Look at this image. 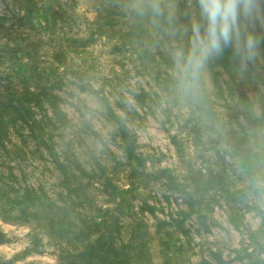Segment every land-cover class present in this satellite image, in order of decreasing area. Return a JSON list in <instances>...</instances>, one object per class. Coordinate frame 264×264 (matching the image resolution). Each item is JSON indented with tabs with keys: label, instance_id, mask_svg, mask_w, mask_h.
I'll list each match as a JSON object with an SVG mask.
<instances>
[{
	"label": "rangeland",
	"instance_id": "obj_1",
	"mask_svg": "<svg viewBox=\"0 0 264 264\" xmlns=\"http://www.w3.org/2000/svg\"><path fill=\"white\" fill-rule=\"evenodd\" d=\"M156 1L189 25L198 20L197 0ZM35 2L36 20L52 9L51 25H21V0H0V102L44 85L57 95L55 106L32 107L27 122L9 114L0 122V264H63V255L113 224L124 242L139 229L152 264H264V231L251 236L264 222V137L251 166V156L243 161L238 154L249 149L245 136L235 138L243 122L237 90L241 85L252 96L250 85L232 86L221 72L232 90L218 97L204 69L207 99L179 86V75L158 55L151 25L137 44L124 36L127 17L119 12L128 14L139 0ZM105 9L114 24L99 19ZM255 23L263 26V16L249 27ZM189 44L176 38L164 46L174 55ZM251 67L264 96V50ZM96 90L121 117L125 141ZM206 107L217 120L205 116ZM209 171L222 173L249 205L239 228L227 221L224 197L211 200ZM27 189L41 202H30Z\"/></svg>",
	"mask_w": 264,
	"mask_h": 264
},
{
	"label": "trees",
	"instance_id": "obj_2",
	"mask_svg": "<svg viewBox=\"0 0 264 264\" xmlns=\"http://www.w3.org/2000/svg\"><path fill=\"white\" fill-rule=\"evenodd\" d=\"M105 1L117 5L118 2L120 3L123 0ZM20 6L22 8L21 25H51L54 22V15L52 16V13H50L53 11L52 9L49 11V8H46L48 13L45 9L43 10V19L36 20V14L39 10L36 7L35 0H21ZM155 6L160 8L159 13L154 10ZM117 7H119V5ZM105 11L107 12L106 17L100 16L99 19L104 18V20H107L105 21L106 24H114L117 19L109 17L111 12L107 11V9H105ZM196 12L198 20L195 23L203 24V21L200 18L198 4ZM119 14L127 17L126 25H128V28L124 33V36L128 38L132 44L138 43L141 33L146 30V25H151L153 27L152 31L156 32L161 43V45H158V55L166 65V68L177 73L174 55L171 54L169 50H166L164 43L171 42L176 38H179L180 40L186 39L190 42L193 24L189 25L183 18L171 15L162 8L161 4L156 0H139L138 3L129 8L128 14L124 12H119ZM259 15H262L264 18V0H262ZM48 16H51L52 19H48ZM4 19L5 15L0 14V25H5ZM97 25L100 24L97 23ZM247 27L248 31L254 34L260 41L258 51L264 50V25L261 26L255 23L253 28L249 27V24ZM155 28L157 29L155 30ZM251 62L252 61L242 64L240 58L235 53V44L233 42V44L225 46L220 55L210 57L204 68L209 72L213 88L218 97H222L226 90H232L231 87L223 86L221 72L226 73L231 85L236 82L241 84L246 82L254 91L252 96H248L240 89L241 85H239L240 88L237 90V103L243 122H239V135L235 138L238 140L241 135L245 136V142L249 145V149H243V147L238 154L239 158L243 161L248 160L249 156L253 158L252 161L248 160L249 166H251V162L257 157V148L259 146L258 140L264 137V96L262 90L257 87L256 82L254 81L255 76L251 74ZM167 75L170 76L168 73ZM178 85L184 88L181 84L180 77ZM203 85V79L200 76L194 90L197 93L202 91L203 96L207 99L208 97L206 92H204L205 88ZM51 89L52 85H44L36 94L27 91L26 95H15L10 97L7 102H0V122L3 121V116L5 114H9L10 120H22L27 122V114L31 112L32 107L42 108L45 103L55 106L57 95L54 94ZM102 91L96 90V93L98 95L100 93L101 99L107 109L108 118L112 120V123L117 129V133L121 139L125 141L127 134L123 129L121 117L113 111L109 104L108 97H106ZM154 94L157 95V93ZM140 102H143V100ZM205 116L214 120L218 119L211 107H206ZM247 130L248 133H246ZM126 148V151L129 153V148ZM204 181L207 186L206 189L210 188L213 192L211 200L216 201L219 197H224L223 200L225 204L223 207L225 208L227 221L236 229L239 228L242 224L243 216L241 209L242 207H249L247 203H243L241 190H232L228 186L229 184L224 181L222 173L219 171H209ZM66 190L67 192L71 191L68 187ZM25 197L30 200V202H41L40 195H37L36 193L31 194V191L28 189L25 191ZM66 197H69V195L66 194ZM216 197L218 198L215 199ZM49 203L52 204L51 201H47V204ZM204 207V212L206 213L212 210L210 201L205 203ZM201 212L203 211H201L199 207L197 209L198 224L204 226V229H206L208 226L206 218ZM114 226V224L106 225L107 229H105V232L99 234L94 241L85 242L82 249L76 253L69 252L63 255L61 257L63 264H152L147 253L148 249L145 245V238L142 233H140L139 229L134 228L127 242H124L119 238L118 233L113 231ZM263 231L264 222H262V226L258 230L251 232V236L253 237L257 233ZM163 238H165V236ZM161 243L165 244V239H163V242ZM252 259H255V261H261L258 258ZM202 261L204 263L208 262L206 259H203Z\"/></svg>",
	"mask_w": 264,
	"mask_h": 264
},
{
	"label": "clouds",
	"instance_id": "obj_3",
	"mask_svg": "<svg viewBox=\"0 0 264 264\" xmlns=\"http://www.w3.org/2000/svg\"><path fill=\"white\" fill-rule=\"evenodd\" d=\"M261 3L262 0H197L203 24L192 25L188 50L181 48L174 53L182 86L194 89L208 59L220 55L233 42L242 64L255 59L260 41L247 26L259 18ZM154 10L160 12L158 6Z\"/></svg>",
	"mask_w": 264,
	"mask_h": 264
}]
</instances>
